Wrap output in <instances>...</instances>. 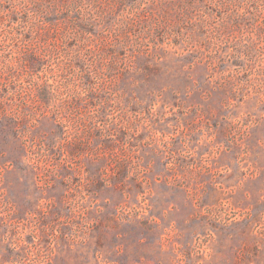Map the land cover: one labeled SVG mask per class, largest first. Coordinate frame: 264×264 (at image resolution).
<instances>
[{
	"label": "rangeland",
	"instance_id": "1",
	"mask_svg": "<svg viewBox=\"0 0 264 264\" xmlns=\"http://www.w3.org/2000/svg\"><path fill=\"white\" fill-rule=\"evenodd\" d=\"M0 264H264V0H0Z\"/></svg>",
	"mask_w": 264,
	"mask_h": 264
}]
</instances>
